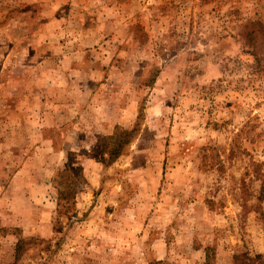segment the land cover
Instances as JSON below:
<instances>
[{
    "label": "rangeland",
    "instance_id": "obj_1",
    "mask_svg": "<svg viewBox=\"0 0 264 264\" xmlns=\"http://www.w3.org/2000/svg\"><path fill=\"white\" fill-rule=\"evenodd\" d=\"M262 26L264 0H0V264L264 255Z\"/></svg>",
    "mask_w": 264,
    "mask_h": 264
},
{
    "label": "trees",
    "instance_id": "obj_2",
    "mask_svg": "<svg viewBox=\"0 0 264 264\" xmlns=\"http://www.w3.org/2000/svg\"><path fill=\"white\" fill-rule=\"evenodd\" d=\"M260 31L264 34V27H260ZM264 51V43L261 48L257 50H253L255 54V59L257 61V67L264 70V63L262 64L261 61L264 60V55L259 56L257 52ZM122 133L124 137L121 135H113L109 137L108 140H111V143L108 145H103L102 143L97 148L96 152L99 154L101 161L105 164H109L115 161L121 154V151L125 147L128 142L129 138V131L123 130ZM105 151L110 153L109 158L105 157ZM65 173L68 175V178H71V184L65 189L61 190L58 189V196H57V204L59 208V214L68 215V217L73 218L76 216V195L77 189L81 185L82 182H85V177L83 173V169L80 166L73 165V162L69 158L66 167L64 169ZM70 212L72 214H70ZM28 245V241L20 240L16 246V254L15 258L17 260L20 259L21 254L25 251V247ZM150 264H168L166 261L163 260H156L151 262ZM204 264H216L210 259V256L207 254L206 261ZM234 264H264V255L263 254H250L249 252H242L237 253L234 256Z\"/></svg>",
    "mask_w": 264,
    "mask_h": 264
}]
</instances>
